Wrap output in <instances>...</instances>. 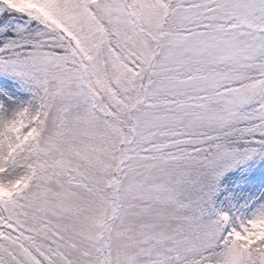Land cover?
<instances>
[{"label":"snow or ice","instance_id":"obj_1","mask_svg":"<svg viewBox=\"0 0 264 264\" xmlns=\"http://www.w3.org/2000/svg\"><path fill=\"white\" fill-rule=\"evenodd\" d=\"M0 264H264V0H0Z\"/></svg>","mask_w":264,"mask_h":264}]
</instances>
